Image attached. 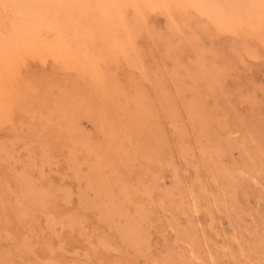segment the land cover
Instances as JSON below:
<instances>
[{
  "label": "rangeland",
  "instance_id": "rangeland-1",
  "mask_svg": "<svg viewBox=\"0 0 264 264\" xmlns=\"http://www.w3.org/2000/svg\"><path fill=\"white\" fill-rule=\"evenodd\" d=\"M151 12L142 71L106 23L84 54L17 55L0 89V264H264V59L234 56L215 13L174 29Z\"/></svg>",
  "mask_w": 264,
  "mask_h": 264
},
{
  "label": "bare ground",
  "instance_id": "bare-ground-1",
  "mask_svg": "<svg viewBox=\"0 0 264 264\" xmlns=\"http://www.w3.org/2000/svg\"><path fill=\"white\" fill-rule=\"evenodd\" d=\"M92 1L98 4L97 0H0V89L8 82V73L18 70L17 55L28 62L55 43H67L84 54L93 48L94 30L102 23L112 26L122 39L123 62L142 71L138 41L151 37L149 7L165 16L174 29L180 20L206 26L215 13L216 32L227 38L234 56L240 61L264 59V0H103L104 8L95 10L89 6ZM115 90L109 94L112 101H117ZM26 193L31 199L46 197L41 190Z\"/></svg>",
  "mask_w": 264,
  "mask_h": 264
}]
</instances>
